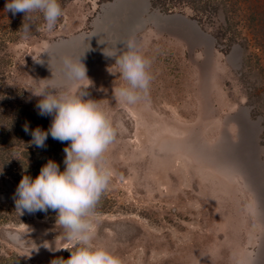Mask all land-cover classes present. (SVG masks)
I'll return each instance as SVG.
<instances>
[{"label": "rangeland", "instance_id": "rangeland-1", "mask_svg": "<svg viewBox=\"0 0 264 264\" xmlns=\"http://www.w3.org/2000/svg\"><path fill=\"white\" fill-rule=\"evenodd\" d=\"M6 3L0 97L28 115L31 130H47L53 117L38 114L31 90L41 79L60 92L84 87L116 128L104 154L111 180L94 210L97 240L122 264H264V14L262 26L241 17L254 4L264 11V0H59L52 30L42 13L24 19ZM23 23L32 25L27 37ZM130 36L151 76L131 105L114 96L126 82L105 55ZM78 58L89 80L65 76V61ZM31 141L16 138L0 155V264H52L71 254L55 250L71 247L56 211L16 209L14 168L32 164L23 156L36 148ZM59 153L47 159L65 167Z\"/></svg>", "mask_w": 264, "mask_h": 264}, {"label": "clouds", "instance_id": "clouds-1", "mask_svg": "<svg viewBox=\"0 0 264 264\" xmlns=\"http://www.w3.org/2000/svg\"><path fill=\"white\" fill-rule=\"evenodd\" d=\"M6 10L24 13L31 20L30 13H42L46 27L52 30L63 10L59 0H7ZM31 23H23V35L28 36ZM123 49L105 52L115 57L119 77L126 83L114 89V96L127 104H135L146 94L151 83L150 62L144 57L134 36L120 41ZM81 60L65 61L67 79L89 80ZM115 74L114 72H112ZM44 81L38 89L31 90L40 97L36 107L41 116H52L50 127H39L24 131L32 136L31 143L43 148L50 134L54 140L66 143L63 151L64 169L52 159L45 163L39 174L33 178L23 175L14 196L16 209L22 215L57 212L56 224L63 230L64 238L71 247L55 248L56 251H70L68 259L59 258L52 264H122L119 256L106 244L97 240L94 227V210L100 197L108 188L111 171L104 154L114 142L117 131L104 108L97 100L86 98L85 88L77 92H60L56 86Z\"/></svg>", "mask_w": 264, "mask_h": 264}, {"label": "trees", "instance_id": "trees-1", "mask_svg": "<svg viewBox=\"0 0 264 264\" xmlns=\"http://www.w3.org/2000/svg\"><path fill=\"white\" fill-rule=\"evenodd\" d=\"M249 7V8H248ZM245 10L246 12L242 11L241 9H239L240 11H242L241 13V17H245L244 14H248V18L253 22V24H251L252 26H256V25H261L262 26V15L264 14L263 10H257L255 11V4L250 7L248 6ZM257 20V22L255 21ZM249 23V22H248ZM8 108V109H7ZM5 110V112H3ZM21 112L19 109L15 108L12 104H10L6 98V96H4V98L0 97V131H9L11 133V135L13 134L14 137L18 138H22V140L28 141L30 138H32V136L28 133H26L24 131L25 126H27L30 130L31 127L29 126V119H27V114H19L17 115L16 113ZM14 114L16 115L13 119L11 120H7L5 117L6 114ZM8 123H10L12 125V127H8ZM42 124V123H41ZM44 125H49L48 123H45ZM16 138L13 140L11 138H8L6 140L5 137H2L0 135V155L3 156V158H5V156L8 153V149H11L12 146H14L16 141ZM7 141V142H6ZM54 143H56L54 147H52L51 149L47 150L45 152L44 147L43 148H33V149H29L27 148L25 151V153L23 154L24 157L26 158H30L32 159V164H25V162H23V160H21L17 166L14 168V179L16 180V182L19 184L21 178L23 175H29L33 178H35L38 174L39 171L41 169V167L47 163V161L49 159H47V157L49 156V154H51L54 157H58L60 156V150L63 151L60 147L59 141L58 140H53ZM64 152V151H63ZM44 163V164H43ZM20 164V165H19ZM11 163L9 164V167ZM19 165V166H18ZM61 170L64 169V167L60 168ZM101 202L99 201L97 203V205H100ZM39 214L42 215V212H37ZM44 213V212H43Z\"/></svg>", "mask_w": 264, "mask_h": 264}]
</instances>
